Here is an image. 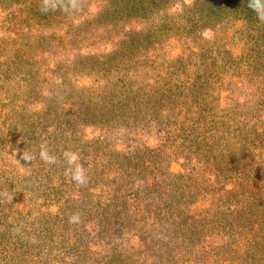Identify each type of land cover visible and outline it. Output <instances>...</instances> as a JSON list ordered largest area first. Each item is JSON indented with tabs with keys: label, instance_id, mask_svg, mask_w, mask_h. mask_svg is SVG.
Instances as JSON below:
<instances>
[{
	"label": "rangeland",
	"instance_id": "374dc122",
	"mask_svg": "<svg viewBox=\"0 0 264 264\" xmlns=\"http://www.w3.org/2000/svg\"><path fill=\"white\" fill-rule=\"evenodd\" d=\"M248 5L0 0V264H264Z\"/></svg>",
	"mask_w": 264,
	"mask_h": 264
},
{
	"label": "clouds",
	"instance_id": "9594fccd",
	"mask_svg": "<svg viewBox=\"0 0 264 264\" xmlns=\"http://www.w3.org/2000/svg\"><path fill=\"white\" fill-rule=\"evenodd\" d=\"M62 2L63 0H43L44 6L41 10L46 12L49 10V8L55 9L57 5ZM80 2L81 0H67L68 6L65 7V11H67L69 7L72 10H77L79 8ZM248 6L257 13L259 20L264 21V0H249ZM40 149V158L42 161L48 164H54L57 162V157L49 153L46 144H42L40 146ZM63 156L67 164L69 165L67 172L71 174L72 179L79 184L86 183V169L82 164L78 163L79 155L69 150L65 151L63 153ZM23 159L31 160L32 156H30L28 153H24Z\"/></svg>",
	"mask_w": 264,
	"mask_h": 264
}]
</instances>
